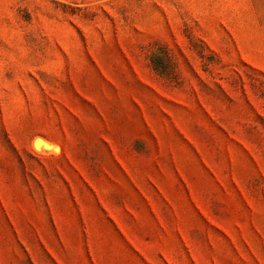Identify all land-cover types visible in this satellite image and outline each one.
<instances>
[{
    "label": "rangeland",
    "instance_id": "rangeland-1",
    "mask_svg": "<svg viewBox=\"0 0 264 264\" xmlns=\"http://www.w3.org/2000/svg\"><path fill=\"white\" fill-rule=\"evenodd\" d=\"M0 264H264V0H0Z\"/></svg>",
    "mask_w": 264,
    "mask_h": 264
},
{
    "label": "bare ground",
    "instance_id": "bare-ground-1",
    "mask_svg": "<svg viewBox=\"0 0 264 264\" xmlns=\"http://www.w3.org/2000/svg\"><path fill=\"white\" fill-rule=\"evenodd\" d=\"M40 143H41V142H40ZM40 143H39V146H40ZM37 144H38V143H37ZM41 144H42V143H41ZM43 144H44V143H43ZM47 145H50V144H47ZM47 145H46V144H45V145H43V146L41 145V147H44V148H46V146H47ZM37 147H38V146H36V148H37ZM48 147H49V146H48ZM39 148H40V147H39ZM49 148H50V149H53V148H51V145H50V147H49ZM42 149H43V148H41V150H40V149H39V150H40V151H42ZM43 150H48V148H46V149H43ZM55 150H56V149H55ZM42 152H43V151H42Z\"/></svg>",
    "mask_w": 264,
    "mask_h": 264
}]
</instances>
